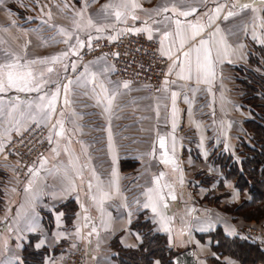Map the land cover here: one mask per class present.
Masks as SVG:
<instances>
[{
	"label": "crops",
	"instance_id": "obj_1",
	"mask_svg": "<svg viewBox=\"0 0 264 264\" xmlns=\"http://www.w3.org/2000/svg\"><path fill=\"white\" fill-rule=\"evenodd\" d=\"M85 2L89 5L87 10L83 17H77L75 12L80 11ZM109 2L5 0V6L0 7V63L12 60L13 55L20 57V63L51 58L75 45L77 36L83 41V46H77L75 55L55 63L49 61L47 65L30 66L37 75L43 71L42 79L48 81L41 93L17 92L15 89L0 93L5 104L14 103L17 96L21 101H36L41 94L50 96L59 85L57 111L51 123L60 118L63 111L65 128L63 137L53 135V141L43 155L47 163L39 169L33 182L37 197L34 205L30 204L29 194L24 190L32 179L31 174L28 171L24 179L16 177L15 161L6 154L9 141L34 123L22 121L19 134L13 130L10 138L0 135L4 144L3 151H0V260L18 257L21 261L25 244L33 238L35 247L44 240L43 246L36 248L49 251L45 264H63L64 252L76 241L85 245V264H120L116 244L127 248L140 245L143 234L134 228V223L143 214L151 221L155 232L168 237L170 248L179 253L193 250L197 264H213L217 257L226 264H241L229 256L220 258L212 248V238L207 235L219 227L230 236H237L241 230L239 217L224 207L240 203L243 195L234 182L226 180L216 159L226 153L236 154L240 139L245 136L242 125L250 117L243 107V92L237 82L236 69L243 65L251 66L250 55L256 47L264 45V5L257 4L255 0H244L252 4L256 12L234 9L239 14L225 20L224 16L235 0H219L228 7L221 12L213 27L205 28L195 40L185 38L181 48L182 37L175 35L174 19L177 17L171 11L157 15L156 10L166 6L170 8L173 4L180 10L195 7L198 9L196 13L178 18L185 24L206 23L207 18L203 14L215 7L216 0H183L182 3L181 0H134L140 5L133 10L138 18L133 20L130 14L121 22H117L114 16L105 18L101 12L102 6ZM9 9L11 15L7 11ZM165 16L171 19L165 20ZM89 17L96 26L113 27L99 33L94 27L77 31L76 23L84 25ZM216 27L220 31L210 38L209 33ZM4 28L8 31H3ZM60 28L71 34L68 44L63 43L68 36L60 34ZM129 29H148L160 42V50L163 33L170 32L163 49L170 51L173 60L179 54L178 64L184 60L183 52L199 46L200 39H210L208 47L212 51L215 76L210 83H204L202 78L198 81L193 71L191 79H179L178 67L169 74L173 60L167 55L164 56L169 59V65L159 89L141 82L128 83L129 88H123L124 82L113 77V64L106 58L87 62V73L84 71L75 76L81 56L89 44V35L92 39L117 37ZM149 31L129 32L149 36ZM190 34L191 30H188V36ZM221 41L229 46L228 56H217V51L222 48ZM192 58L194 62L195 52ZM73 62L77 65L75 71L71 68ZM65 64L68 65L67 70L63 67ZM47 67L54 71L48 73ZM260 71L264 73V69ZM68 80L73 83L67 93L69 104L65 106L63 85ZM165 80L168 81L167 91L164 90ZM101 83L108 89L107 95L116 93L109 111L104 110L107 100L101 91ZM173 92L177 94L175 114ZM20 109L26 111V104L22 103ZM40 125L45 126L43 123ZM7 127L9 125L5 121H0V133ZM47 127L50 128V124ZM109 133L112 150L109 149ZM161 137L165 141L164 148L160 147ZM57 140L59 149L54 153L52 149L56 147ZM66 147L69 151L64 150ZM165 159L170 162L165 164ZM38 160L35 163L37 168ZM78 170L81 175H77ZM114 170L115 177L112 175ZM202 173L214 176V185L210 188H216V202L206 199V187L199 177ZM161 174L160 186L167 208L161 205L159 210L168 220V231L161 228L160 216L153 213L151 207H143L148 203L145 193L156 187L154 178ZM96 177L103 191L109 193V198L104 199L102 205L99 204L101 194L96 187ZM113 180L115 186H111ZM89 181L93 184L91 192L87 188ZM69 182L75 184V191L65 194L63 189ZM164 185L171 186V195ZM93 195L96 201H93ZM172 195L176 198L172 199ZM70 200L77 202L78 210L73 222L68 224L62 205ZM18 212L22 216L27 213L28 217L33 212L36 214L35 231L27 230L24 219L18 220ZM85 216L90 219L85 220ZM77 227L79 236L76 235ZM93 227L95 232H92Z\"/></svg>",
	"mask_w": 264,
	"mask_h": 264
},
{
	"label": "snow or ice",
	"instance_id": "obj_2",
	"mask_svg": "<svg viewBox=\"0 0 264 264\" xmlns=\"http://www.w3.org/2000/svg\"><path fill=\"white\" fill-rule=\"evenodd\" d=\"M94 2V0H93ZM183 0H181V3ZM203 2V0H202ZM260 3L264 5V0H260ZM5 6V0H0V7ZM89 5L87 2H85L83 8L80 11L75 12V15L77 17H83L84 12L87 10V7ZM65 7H68V5H65ZM140 5L135 3L134 0H110L109 3H106L102 6L101 12L104 13L105 18L109 16H114L115 20L117 22H121L122 20H126L128 15L131 14L132 19L135 20L138 17H136L133 14V10L139 8ZM228 7L227 4H221L219 3V0H216L215 7L212 9H209L207 12L203 14L204 17H206V23H202L200 21H197L195 24L188 22L187 24L182 23V21L178 17H189L190 15L196 13L198 11L197 8L192 7L188 10H180L177 8L175 4H173L170 8L169 7H163L161 9H157V15H160L161 13H167L171 11L176 19H174V25H175V35L177 37H182L180 41V46L183 48L185 43V38H190L195 40L197 36H199L202 32H204L205 28H212L215 24V21L219 18L222 11H224ZM234 9H239L240 12L251 9L254 13L256 12V9L253 7L252 4L244 2V0H235L234 3L231 4V9L227 11V14L224 16V19L227 20L229 17L238 15L239 13L237 11H234ZM111 10V11H109ZM9 15H11V10H7ZM50 15V13H49ZM165 20L171 19L170 17L165 16ZM255 19V17H254ZM162 21H155V23H161ZM46 23V21H45ZM12 24L15 25V21H12ZM95 28L96 32H103L105 28L107 27H113V25H104V26H96L94 24V21L91 17L87 19L86 24L81 25L79 22L76 23V29L77 31H81L86 28ZM3 31L7 32L8 28L2 29ZM188 30H191L190 36H188ZM129 31H149L148 29H129ZM220 29L218 27L215 28L214 32L209 33V37H214L216 32H219ZM60 34L67 35L68 39L64 40L63 43L68 44L69 40L72 39L71 34L67 32L66 29L60 28L59 29ZM171 35L170 32H164L163 33V39L161 40V54L167 55L170 60H173V57L170 53V51H165L163 49V43L164 40L167 39ZM116 37H110V39H115ZM149 39H152L151 32L149 31ZM91 35H89L88 40L89 44L91 42ZM264 42V41H262ZM210 44V39H200L199 40V46L194 47L192 49H189L188 51L183 52L184 60L180 62L179 64L177 61L179 60V54H177L176 59L173 60V63L169 67V74L172 73L173 69L179 68V72L177 73V76L179 79L187 80L192 78L193 71L195 72L198 81L202 78L204 83H210L211 78L215 76V66H214V60L212 56L211 48L208 47ZM222 48L217 51V56H228L229 54V46L221 41ZM77 46H83V41L79 39V36L76 37V44L70 45L67 51H63L59 53L56 56H53L51 58H45L42 60H33L28 61L25 63H20V57L13 55L12 60L0 63V93H5L11 89H15L17 92H36L41 93L43 85L47 84L48 81L43 80L44 72L41 71L39 75L34 73V71L31 70V65L35 64H43L47 65L49 61L52 63L61 61L69 55H75L77 53ZM242 47V46H241ZM195 52V60L193 62L192 53ZM231 62V61H229ZM64 69L67 70L68 65H63ZM76 63L73 62L71 64V68L73 71L76 70ZM46 71L48 73H52L54 69L52 67H47ZM88 69L87 66H85V73H87ZM73 83L72 80H68L66 84L63 85V90L65 93L64 98V105L67 106L69 104V100L67 98V93L69 92V86ZM165 88L164 90L167 91V84L168 81L165 80L164 82ZM123 88L127 89L129 88L128 82H124L122 85ZM101 91L105 93L104 99L107 100V105L105 106V111H109L110 106L112 104V101L115 99L116 93H113L111 96L107 95L108 89L104 86L103 83L100 84ZM60 94V86L57 85L55 88V91L52 92L49 96V94H41L38 96V99L36 101L28 100V101H21L20 97H15V102H9L8 104H5L4 100L0 98V121H5L9 127L4 129L0 135L8 136L10 138V134L13 130H15L18 134L20 132V128L22 126V121L29 120L33 123H35L37 126H39L41 123L45 124V126H48L50 124L49 128V134H48V141L49 143H52L53 141V135L56 137H63L65 134V128H64V120L63 111L60 112L59 116L60 118L55 119L54 123H51V121L54 118V115L57 111V100ZM176 93H172V101H173V114H175V101H176ZM100 101H98L99 103ZM26 104L27 110L22 111L20 109L21 104ZM35 109V111H33ZM17 113L19 114V118H17ZM175 127V125H173ZM57 128L59 129L57 131ZM160 147H165V141L164 138L161 137L159 140ZM4 144L2 140H0V151H3ZM59 149V140L56 141V147L52 149L54 153H58ZM109 149H113L112 140H111V133H109ZM65 151H69V149L66 147L64 149ZM113 161L115 162V156H113ZM165 164H168L170 161L168 159H165L163 161ZM47 163V158L43 155L39 158L38 164L39 168L36 167L34 164L33 167L29 168V173L32 176V179H29L28 184L25 187V192L29 194L30 197V204L34 205L36 197V193L33 190V182L35 177L39 174V169L44 168L45 164ZM93 176L95 177V172L93 170ZM77 175H81L80 171H77ZM113 177H115L116 173L115 170L112 173ZM163 174H161L160 177L154 178V184L156 187L149 188L145 195L148 197V203H145L143 205L144 208L151 207V210L153 213H156L160 216V225L161 228L164 231H168V220L165 218L163 213L159 210L160 206L162 205L163 208H167V203L165 202V196L162 192V188L160 186V180L162 178ZM97 179V189L100 191V200L99 204H103L104 199L109 198V193L103 191V188L101 186V182L99 181V178ZM116 182L113 180L111 182V186H115ZM163 187H167L169 189V195H171V186L170 185H164ZM87 188L89 192L93 189V184L91 181L88 182ZM65 194H68L72 191H75V184L72 182H69L68 186L63 189ZM118 191V187H117ZM176 197L172 195V199H175ZM93 201H96V196H92ZM83 207V205H81ZM87 211V209H85ZM101 211L103 212V209L101 208ZM131 215V213H129ZM17 218L24 219L26 223V227L28 231H35L36 230V214L33 212V215L31 217L27 216V213H24L23 216L21 212L17 213ZM90 219L89 217L85 216V220ZM57 222L59 223V216L57 217ZM130 222V221H129ZM204 230V229H201ZM92 232H95V227H93ZM92 232L89 233V235L92 234ZM76 235H80V229L77 227ZM44 240H41L36 247L39 248L43 246ZM75 247V245H73ZM0 264H22V262L19 261L18 257H9L0 260ZM159 264V262H157ZM174 264H180L179 257H177Z\"/></svg>",
	"mask_w": 264,
	"mask_h": 264
},
{
	"label": "trees",
	"instance_id": "obj_3",
	"mask_svg": "<svg viewBox=\"0 0 264 264\" xmlns=\"http://www.w3.org/2000/svg\"><path fill=\"white\" fill-rule=\"evenodd\" d=\"M257 50L264 56V45L256 47ZM250 63L251 66L243 65L236 69L246 73L245 79H239L244 87L242 103L253 114L244 122L246 134L241 137L237 149L241 160L236 154L226 153L219 155L216 163L221 166L226 180L234 182L243 195L241 203L224 208L238 217L242 215L247 220L264 223V73L254 68L255 64L261 63L255 52L250 55ZM206 199L212 201L211 198ZM62 209L67 214L68 224L72 223L78 210L77 202L70 200L62 205ZM134 228L143 234V240L138 247L127 248L116 244L120 264H174V258L180 253L169 247L165 234L154 231L149 219L141 214ZM207 236L212 238V248L220 258L229 256L241 264H264V245L245 237L241 232L237 236H230L219 227ZM48 252L46 249H37L32 238L25 244L20 262L45 264ZM213 264L226 263L217 257L213 259Z\"/></svg>",
	"mask_w": 264,
	"mask_h": 264
},
{
	"label": "built area",
	"instance_id": "obj_4",
	"mask_svg": "<svg viewBox=\"0 0 264 264\" xmlns=\"http://www.w3.org/2000/svg\"><path fill=\"white\" fill-rule=\"evenodd\" d=\"M106 58L114 67L113 77L123 82H141L159 89L166 76L169 59L161 54L160 42L149 39L145 33L126 31L115 39L101 36L92 39L81 56L75 76L85 71L87 62ZM49 128L30 125L24 132L13 137L6 147V154L15 161L14 174L24 179L37 159L49 148ZM240 232L254 241L264 242V226L244 224ZM75 245V247H73ZM64 252L63 264H85L86 248L76 241Z\"/></svg>",
	"mask_w": 264,
	"mask_h": 264
},
{
	"label": "rangeland",
	"instance_id": "obj_5",
	"mask_svg": "<svg viewBox=\"0 0 264 264\" xmlns=\"http://www.w3.org/2000/svg\"><path fill=\"white\" fill-rule=\"evenodd\" d=\"M255 53L257 55V60H260L261 63L260 64H255L254 68H255V70L260 71V70L264 69V56L262 55V53L259 50L255 51ZM236 71H237V74H236L237 82H238V85H239L241 91L243 92L244 91V87H243V85H242V83H241V81L239 79L240 78L241 79H245L246 78V73L243 72V71H241V72H239L238 70H236ZM247 111L249 113V117H252L253 116L252 112H250L249 110H247ZM242 128L244 130V135H245L246 132H245V128H244L243 125H242ZM236 157H238L239 160H241V157L239 156L238 153H236ZM199 177L201 178V180H200L201 183H203L205 185V187H206V188L204 187L205 188V190H204L205 196L207 198H211L212 201L217 200L218 194H217V191L215 190L216 188H214V189L210 188V186L213 187V185H214V183H213L214 182V176L206 175L205 173H202V175H200ZM238 219H240V221L242 222L241 226H243L244 224H255V225L264 226L263 222L262 223L261 222L257 223V221H254V220L250 221V220L245 219L242 215ZM257 242L264 245L263 241H257Z\"/></svg>",
	"mask_w": 264,
	"mask_h": 264
},
{
	"label": "water",
	"instance_id": "obj_6",
	"mask_svg": "<svg viewBox=\"0 0 264 264\" xmlns=\"http://www.w3.org/2000/svg\"><path fill=\"white\" fill-rule=\"evenodd\" d=\"M255 1L257 2V4H261L260 0H255ZM177 257H179L180 264H197L193 250H187L178 254L174 258V262L176 261Z\"/></svg>",
	"mask_w": 264,
	"mask_h": 264
}]
</instances>
